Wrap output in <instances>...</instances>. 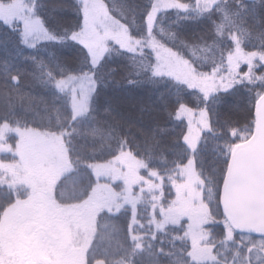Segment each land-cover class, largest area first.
I'll return each mask as SVG.
<instances>
[{"label":"trees","instance_id":"obj_1","mask_svg":"<svg viewBox=\"0 0 264 264\" xmlns=\"http://www.w3.org/2000/svg\"><path fill=\"white\" fill-rule=\"evenodd\" d=\"M19 1L0 0V5ZM26 1L50 38L31 46L18 27L0 22V130L9 126L63 140L71 169L53 190L60 205L87 201L99 184L92 168L123 154L145 165L142 177L155 175L161 182L160 191L135 204L98 212L85 264H194L188 223L162 222L183 183L180 169L190 161L206 191V245L220 264L247 260L250 248L242 239H257L230 228L221 192L233 151L255 133L254 113L264 97V0H219L206 11L199 0H172L184 10L161 12L153 26L156 0H97L134 47L109 43L96 66L76 39L84 27L79 0ZM153 43L202 76L229 75L232 81L207 97L165 74ZM236 52L249 61L230 75ZM85 75L93 76L95 90L88 112L77 118L64 84ZM183 109L202 111L209 121L195 149L185 141ZM8 143L13 153L0 157L6 166L18 161L16 138L8 136ZM28 197L27 188L1 181L0 220Z\"/></svg>","mask_w":264,"mask_h":264},{"label":"rangeland","instance_id":"obj_2","mask_svg":"<svg viewBox=\"0 0 264 264\" xmlns=\"http://www.w3.org/2000/svg\"><path fill=\"white\" fill-rule=\"evenodd\" d=\"M79 2L83 7L84 27L76 39L85 47L94 66L108 52L109 43L134 47L126 30L110 17L101 2ZM218 2L199 0L198 7L211 10ZM172 9L184 10L172 0H156L150 25L153 26L158 14ZM0 22L18 27L25 42L31 46L50 38L26 0L0 5ZM152 46L156 48L157 61L165 74L207 97L223 91L232 81L229 75L219 79L202 76L176 55L154 43ZM248 61L246 55L236 52L229 61V74H235ZM65 82L64 87L69 88L72 95L74 116L86 115L95 90L93 76L69 78ZM179 117L188 126L185 141L195 149L201 133L209 130L208 118L202 111L187 109L181 110ZM8 136L16 138L14 154L18 161L6 166L0 159V182L9 180L16 186L27 188L29 197L9 208L0 220V264H85L98 212L120 209L126 203L135 204L140 196L161 190V182L155 175L141 176L145 168L141 161L131 154H123L92 168L99 184L87 201L80 205H60L54 201L53 190L71 169L63 140L53 135L4 126L0 130V157L13 153ZM180 174L183 183L176 187V199L162 222L164 225L181 221L188 223L194 264H220L206 245L209 237L205 226L210 212L204 202L206 191L194 161L182 167ZM256 239H242L251 254L247 260L237 264H264V239Z\"/></svg>","mask_w":264,"mask_h":264},{"label":"water","instance_id":"obj_3","mask_svg":"<svg viewBox=\"0 0 264 264\" xmlns=\"http://www.w3.org/2000/svg\"><path fill=\"white\" fill-rule=\"evenodd\" d=\"M254 117V136L231 157L221 205L235 232L264 238V97Z\"/></svg>","mask_w":264,"mask_h":264}]
</instances>
